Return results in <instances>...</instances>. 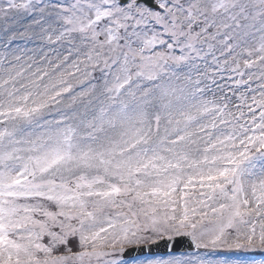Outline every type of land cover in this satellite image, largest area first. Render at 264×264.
<instances>
[{"label": "snow or ice", "instance_id": "obj_1", "mask_svg": "<svg viewBox=\"0 0 264 264\" xmlns=\"http://www.w3.org/2000/svg\"><path fill=\"white\" fill-rule=\"evenodd\" d=\"M0 264H264V0H0Z\"/></svg>", "mask_w": 264, "mask_h": 264}, {"label": "water", "instance_id": "obj_2", "mask_svg": "<svg viewBox=\"0 0 264 264\" xmlns=\"http://www.w3.org/2000/svg\"><path fill=\"white\" fill-rule=\"evenodd\" d=\"M161 247H163V246H161Z\"/></svg>", "mask_w": 264, "mask_h": 264}]
</instances>
